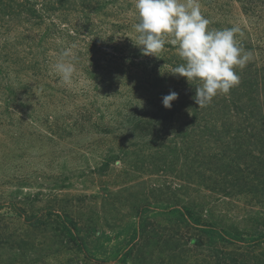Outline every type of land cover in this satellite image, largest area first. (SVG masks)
I'll return each instance as SVG.
<instances>
[{
  "label": "rangeland",
  "instance_id": "1",
  "mask_svg": "<svg viewBox=\"0 0 264 264\" xmlns=\"http://www.w3.org/2000/svg\"><path fill=\"white\" fill-rule=\"evenodd\" d=\"M195 2L250 53L203 108L135 0H0V264H264V0Z\"/></svg>",
  "mask_w": 264,
  "mask_h": 264
},
{
  "label": "clouds",
  "instance_id": "2",
  "mask_svg": "<svg viewBox=\"0 0 264 264\" xmlns=\"http://www.w3.org/2000/svg\"><path fill=\"white\" fill-rule=\"evenodd\" d=\"M139 46L144 55L157 58L166 42L175 46L183 63L173 69V74L186 78L196 85L194 101L203 108L218 94H228L239 84L236 68L243 69L250 53L238 44V27L209 29L210 21L195 0H135ZM69 52L61 54L55 64L56 73L64 84H70L75 72L74 64L66 59ZM179 94L170 91L162 97V104L171 109Z\"/></svg>",
  "mask_w": 264,
  "mask_h": 264
},
{
  "label": "trees",
  "instance_id": "3",
  "mask_svg": "<svg viewBox=\"0 0 264 264\" xmlns=\"http://www.w3.org/2000/svg\"><path fill=\"white\" fill-rule=\"evenodd\" d=\"M262 81L264 83V75L262 76ZM11 207L16 211L17 215L20 216L25 223H27L29 226H35L36 224H38L39 220H40V217L41 216H25L24 214H22V211L17 208L15 205L11 204ZM53 212L51 211H48L46 215H52ZM61 223H62V226H63V230L65 231V233L69 236V239L70 241L77 245L78 247H80V249L82 250H85L86 247H85V244H84V241L81 237H79V234L76 232V228L74 226H72L70 223H69V220H67L66 217H63L61 215H58L57 216ZM73 228H72V227ZM202 231L205 233V234H208V235H213V234H216L218 233L219 235H222L221 232H216L213 228H203ZM136 237V233H134L131 238L129 239V242H132Z\"/></svg>",
  "mask_w": 264,
  "mask_h": 264
}]
</instances>
